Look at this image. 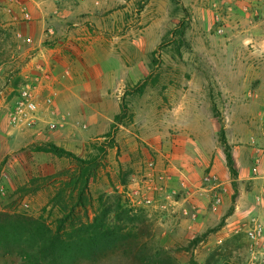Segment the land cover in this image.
<instances>
[{"label":"rangeland","instance_id":"obj_1","mask_svg":"<svg viewBox=\"0 0 264 264\" xmlns=\"http://www.w3.org/2000/svg\"><path fill=\"white\" fill-rule=\"evenodd\" d=\"M229 2L125 0L122 34L128 46L125 62L131 77L124 86L100 97L103 115L77 105L57 107L50 94L41 97L43 102L38 103L35 95L38 106L35 124L17 139H9L0 153V264H27L26 232L18 231L17 221L33 220L55 228L63 209L72 202L73 179L80 170V160L88 162L87 167H95L87 196L92 211H97L99 197L109 202L119 198L123 208L137 216L136 223L149 226L152 245L166 248L178 264H262L259 258H251L244 224L251 217L264 223V202L256 201V189H264V184L260 188L250 179L264 176L261 169L255 171L253 163L254 151L264 147V139L262 147L249 139H227L238 114L220 109L219 105L229 99L220 90L227 87L228 81L214 78L229 67L224 63L229 56L227 41L231 39L226 31L227 17L216 11L218 7L226 9ZM256 2L251 1V7ZM110 34L115 35V30ZM260 54L264 57V52ZM250 95L252 90L247 89L242 103L254 104L257 98ZM47 98L50 104L45 103ZM255 110L240 112L241 121L237 125L243 127L244 119L258 116L260 127H264V111ZM118 114L121 117L115 120ZM181 121L193 129L182 128ZM184 132L186 136L195 135L199 147L202 144L209 156L200 173L199 186L210 173L216 178L213 183L228 182L232 197L235 195L232 202L239 195L240 205L243 200L249 205L239 220L218 237L223 218L204 232L172 241L178 236L175 226L158 222L159 211L155 212L149 198L135 193L155 172L165 173L159 168L170 160L171 148L195 143L196 139H177ZM221 139L225 140L232 159L234 152L236 158L239 156L238 147L253 149V156L248 152L240 162L233 159L234 176L226 166ZM47 145H54L70 156L39 150ZM218 160L226 173L223 177L213 167ZM184 178L189 188L195 186L183 174L180 181ZM180 181L179 189L173 190L177 193L174 196L183 192ZM165 182L162 184L166 187ZM160 194L167 200L164 193ZM216 238L221 240L217 243ZM78 264L131 263L120 253H110L97 261Z\"/></svg>","mask_w":264,"mask_h":264},{"label":"crops","instance_id":"obj_2","mask_svg":"<svg viewBox=\"0 0 264 264\" xmlns=\"http://www.w3.org/2000/svg\"><path fill=\"white\" fill-rule=\"evenodd\" d=\"M229 1L226 9L218 7L216 10L227 17L226 31L231 36L227 41L229 56L224 58L229 67L214 77L228 81L227 87L220 90L221 95L229 99L223 108L219 106L238 114L234 116V128L227 139H249L262 147L264 127H260L258 116L255 114L250 119L246 116L243 127L237 122L241 121L240 112L264 111V57L260 54L264 52V0ZM251 1L258 2L251 7ZM124 3L125 0H64L61 3L53 0H0V153L9 139H17L21 132L26 131L14 127L8 117L26 84L33 88L38 103L43 102L41 97L50 94L54 96L57 107L77 105L87 112H104L100 97L124 86L126 79L131 77L125 62L128 46H125L122 34ZM22 6L29 14V20H24ZM47 29L51 32L46 33ZM114 30L115 35L110 34ZM29 38L33 45L26 43ZM247 89L252 90V96L257 98L251 106L241 101ZM180 124L182 128H192L182 121ZM182 135L177 139H196L195 143L171 148L170 160H166L164 168L159 169L165 171L168 191L179 189L182 174L188 176L195 186L178 191L180 193L172 200H164L154 189L158 186V173L155 172L135 193L149 198L155 212L159 211L158 222L175 226L178 236L172 241L204 232L223 218L221 231L216 233L218 237L225 228L239 220L249 205L244 200L240 205L239 195L232 202L233 192L224 180L219 183L223 189L220 191V204L216 208L210 206L211 189L199 188L200 173L209 156L202 144L199 147L195 135L186 136L185 132ZM241 149H236L237 158L235 152L232 154L235 162L247 157L248 152L253 156V149ZM218 161L213 167L223 177L226 173ZM250 179L262 188L264 176ZM148 188L150 191H146ZM256 190L258 194L262 189ZM183 196L194 206V219L182 212ZM220 240L218 238L216 242Z\"/></svg>","mask_w":264,"mask_h":264},{"label":"trees","instance_id":"obj_3","mask_svg":"<svg viewBox=\"0 0 264 264\" xmlns=\"http://www.w3.org/2000/svg\"><path fill=\"white\" fill-rule=\"evenodd\" d=\"M121 108L123 110L124 107ZM213 111L215 114V110ZM120 117L118 114L114 119ZM218 122L222 126L221 120ZM221 143L224 146L226 166L234 176L232 156L226 149L224 139H221ZM39 150L58 156H70V153L54 145H47ZM79 162L80 170L73 179L72 202L63 209L54 229L38 221H17L18 231L26 232L27 264H78L85 260L97 261L110 253H120L131 264H178L166 248L152 245L149 226L143 222L136 223L137 216L131 210L123 208L119 198H113L109 202V199L104 201L99 197L96 201L97 211H92L93 206L88 202L90 199L87 196L88 183L95 167H87L88 162ZM234 197L235 195L232 198Z\"/></svg>","mask_w":264,"mask_h":264},{"label":"built area","instance_id":"obj_4","mask_svg":"<svg viewBox=\"0 0 264 264\" xmlns=\"http://www.w3.org/2000/svg\"><path fill=\"white\" fill-rule=\"evenodd\" d=\"M9 2H13V0H8ZM31 1V0H28ZM64 0H53L55 3H61ZM23 18L24 20H29V14L27 13L25 7L22 6ZM47 32H51V29H47ZM221 32V31H220ZM28 45H33L34 42L31 38L25 40ZM46 104H50V98L45 100ZM37 103L34 94L33 88L30 84H26L21 88L20 96L14 106V108L9 112L8 117L10 119L11 124L18 128L20 131L29 129L33 127L36 122V114H37ZM253 163L256 169H261L264 175V149L256 148L254 151ZM158 180L160 181L159 185L155 187V191L159 193H164L165 198L167 200H172L174 195L177 193L175 191L168 192L166 187L162 184L163 180H166L165 173H159L157 175ZM216 180L214 176L210 173L205 175L202 179L201 186L199 188L203 189H211L210 195V206L212 208H216L220 202V191H223L222 187H220L219 183H213ZM180 188L182 191H185L188 187V182L184 178L180 181ZM182 201L184 207L182 212L186 216H190L192 219L196 217V212L194 206L189 203L187 197H182ZM256 201L263 203L264 202V189H262L256 195ZM150 202V201H149ZM26 206V205H25ZM165 208V206H164ZM245 234L248 239V246L251 258H259L260 263L264 264V223L261 222L257 217H251L248 219L247 223L244 224Z\"/></svg>","mask_w":264,"mask_h":264}]
</instances>
